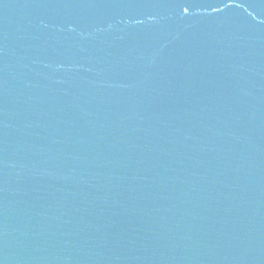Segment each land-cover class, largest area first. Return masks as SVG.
I'll return each instance as SVG.
<instances>
[{"label":"water","instance_id":"water-1","mask_svg":"<svg viewBox=\"0 0 264 264\" xmlns=\"http://www.w3.org/2000/svg\"><path fill=\"white\" fill-rule=\"evenodd\" d=\"M0 264H264V0H0Z\"/></svg>","mask_w":264,"mask_h":264}]
</instances>
